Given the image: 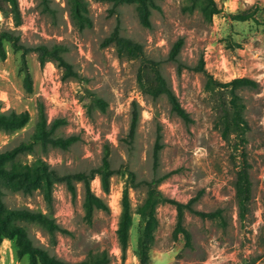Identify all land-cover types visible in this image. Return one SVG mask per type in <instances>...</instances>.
<instances>
[{"label": "rangeland", "instance_id": "1", "mask_svg": "<svg viewBox=\"0 0 264 264\" xmlns=\"http://www.w3.org/2000/svg\"><path fill=\"white\" fill-rule=\"evenodd\" d=\"M221 9L208 21L193 0H156L152 27H144L135 5L113 4L107 0H86L91 25L80 28L74 20L69 0H17V9L0 0V30L19 37L25 47L65 46L64 57L82 79H63L53 62L41 66L38 54L30 52L25 63L33 80V90L24 86L22 51L5 44L6 58L0 60V101L2 111H27L31 120L12 133L0 131V153L29 141L36 131L42 107L49 122L65 119L57 134L78 136L69 150L36 145L18 161L32 164L44 159L60 174L88 172L110 154L114 169L110 191L104 192L101 179L91 182L92 191L109 206L89 219L84 209L85 186L75 182L73 195L65 182L54 185L51 200L43 190L26 195L3 186L8 208L41 212L54 220L51 231L36 222L20 221L33 244L51 256L80 262L90 255L106 252L109 264H139L137 247L140 217L137 209L145 200L144 181L162 179L158 189L164 197L193 204L197 211L222 210V218L202 219L186 210L184 224L190 242L173 233L178 211L174 204L159 203L158 227L150 251V264H264V0H215ZM253 13L247 21L233 20L239 12ZM120 25V33L143 45L146 56L158 61L162 75L190 114L191 123L177 116L165 95L152 98L139 83L141 63L119 57L116 46L103 41ZM182 40L177 61L169 59L174 44ZM201 61L204 71L199 70ZM150 79L151 72L143 73ZM248 77L257 88L239 91L245 105L248 129L245 141L234 134L222 135V120L230 109L229 88L209 84ZM94 98L106 102L102 110ZM139 105L140 120L133 144L127 137L132 107ZM158 135L162 149L154 167ZM250 165L253 183L251 214L241 220L235 197L236 173L244 160ZM130 172L136 176L133 186ZM128 187L133 227L125 258L117 238L122 212V196ZM1 264H29L19 257L12 241L1 245Z\"/></svg>", "mask_w": 264, "mask_h": 264}, {"label": "trees", "instance_id": "2", "mask_svg": "<svg viewBox=\"0 0 264 264\" xmlns=\"http://www.w3.org/2000/svg\"><path fill=\"white\" fill-rule=\"evenodd\" d=\"M13 7L17 9V0H8ZM112 2L113 8L119 5H135L137 16L140 23L146 27L151 28L152 10L157 8L156 0H107ZM71 5V12L74 20L80 28L86 25H91L88 14V6L86 0H69ZM199 5V9L203 16L211 21L213 16L219 14L221 9L218 7L215 0H193L191 9ZM0 10L3 11V5L0 2ZM233 20L244 22L253 17V13L239 12L231 15ZM10 43L15 51H22V59L24 65V86L28 92L33 90V80L26 68L25 58L30 52L38 54V61L41 66L47 62H53L57 68L62 70L63 79H82V76L74 69V66L66 60L64 53L67 51L65 46L53 45H39L36 47H25L19 43V37L15 36L10 31L0 30V60L6 58L5 44ZM183 41H177L170 53L169 59L177 61V57L182 48ZM104 47L115 45L119 57L127 56L132 59H137L141 63L139 71V83L142 91L152 98H159L165 95L171 103L173 112L182 118L185 122L191 123L192 118L190 114L182 107L178 97L174 91L169 87L166 79L161 73L159 62L149 59L144 51L143 45L137 43L129 38H125L120 33V25L115 27L113 32L103 41ZM199 70L204 71V63L201 61ZM151 72V78L145 79L143 73ZM209 84H216L223 88H229L230 93V109L225 112L222 120L223 130L222 135L225 140H229L231 135H235L241 140L245 141L246 131L248 129V122L245 118V105L239 94L240 90L246 88H257L258 82L248 78H235L228 83H219L214 81L211 77L208 80ZM93 101L102 109H106V102L102 99L94 98ZM2 102L0 101V131L4 133H12L24 128L31 120L29 112L16 111H2ZM140 120V112L138 103L134 102L132 107V117L130 129L128 132L127 142L133 144ZM66 124L65 119H55L49 122L44 109L39 110V121L37 123L36 131L29 141L21 142L16 147L0 153V251L4 240L13 242L16 253L19 257L27 256L29 264H109L110 257L106 252L90 255L87 259L80 262H69L51 256L46 250L37 247L30 239L25 227L19 224L20 221L36 222L51 231L58 229L54 220L41 212H33L31 210L10 209L6 206L4 201L3 186L8 187L14 191L22 192L30 195L37 190H43L45 198L50 201L54 185L58 182H65L70 192L75 195V182H83L85 186V201L84 209L87 218H91L95 211H109L108 204L99 196H97L91 188V182L96 176L101 179V184L104 192L110 191V180L115 173L111 167L110 154L107 151L102 159L101 165L91 169L88 172H76L60 174L56 169L44 159H37L34 163H22L18 161L20 155L31 153L35 150L36 145H40L44 151L51 148L61 150H69L74 145L79 137L72 135L69 137H61L57 134L58 129ZM161 136L158 135L154 148V167L158 166L160 152L162 145L160 144ZM133 186H137L136 176L130 172ZM162 179H152L151 181H144L147 184V193L144 202L137 209V215L141 219L139 227V238L137 247V257L139 264H150V251L155 240V230L158 227V219L156 216V208L159 203L174 204L178 211L177 225L173 236L175 239L180 234L184 235L188 243L191 235L184 224V217L186 210L197 214L202 219L214 220L222 218L223 212L218 209L211 212L197 211L193 208V204L198 200L199 196L191 199L188 203H181L173 199L163 196L158 189ZM252 187L253 183L250 176V165L245 159L243 165L236 173L235 180V197L238 206V214L241 220H245L246 216L251 214L252 201ZM133 212L131 207V200L129 189L126 187L122 196V212L117 229V238L122 251V256L125 258L130 239V231L133 227ZM1 259V252H0ZM1 264V262H0Z\"/></svg>", "mask_w": 264, "mask_h": 264}]
</instances>
